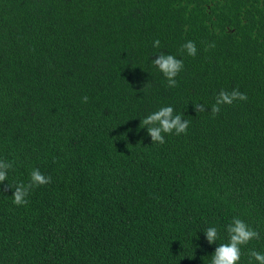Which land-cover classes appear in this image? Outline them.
I'll return each mask as SVG.
<instances>
[{
    "label": "trees",
    "instance_id": "trees-1",
    "mask_svg": "<svg viewBox=\"0 0 264 264\" xmlns=\"http://www.w3.org/2000/svg\"><path fill=\"white\" fill-rule=\"evenodd\" d=\"M157 38L183 59L175 88ZM233 88L247 99L213 115ZM166 104L188 129L151 143L140 120ZM0 159V264H208L200 231L232 216L260 233L246 264L264 252V0H0ZM32 168L50 183L13 204Z\"/></svg>",
    "mask_w": 264,
    "mask_h": 264
},
{
    "label": "clouds",
    "instance_id": "clouds-1",
    "mask_svg": "<svg viewBox=\"0 0 264 264\" xmlns=\"http://www.w3.org/2000/svg\"><path fill=\"white\" fill-rule=\"evenodd\" d=\"M154 50V59H150L151 65L164 78L166 86L175 88L178 84L177 76L183 70V59L177 58L176 55L160 51L161 41L157 38L152 41ZM182 50L187 56H195L197 52L196 44L192 40H187L181 45ZM247 99L245 93L233 88L230 92L220 90L215 97V103L210 105V111L214 115L219 112L222 105H231L234 101H244ZM82 102H87L88 97L83 96ZM201 111L206 110L204 104L196 105ZM182 113L174 111L171 104L161 105L156 110L148 112L143 116L140 123L143 129H146L151 143L163 144L165 134L185 133L188 129L189 121L182 118ZM13 169V163L6 159H0V183L8 181L10 171ZM51 178L44 175L38 168H32L29 173L27 183L15 181L10 185L14 188L11 195L12 203L16 205H25L28 203V195L32 189L50 183ZM204 239L208 245L215 244V248L210 257L208 264H245L242 261V248L251 241L260 238V233L239 216H232L230 221L224 225L209 224L201 230ZM226 242L217 243L225 240ZM192 243V241H191ZM193 246V244H192ZM199 247V245H196ZM246 264H264V252L257 251L254 248L246 249Z\"/></svg>",
    "mask_w": 264,
    "mask_h": 264
}]
</instances>
